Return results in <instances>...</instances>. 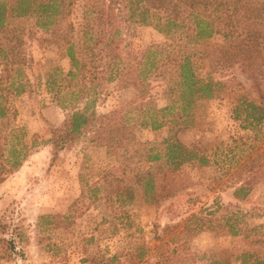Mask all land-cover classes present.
Segmentation results:
<instances>
[{
  "label": "rangeland",
  "instance_id": "obj_1",
  "mask_svg": "<svg viewBox=\"0 0 264 264\" xmlns=\"http://www.w3.org/2000/svg\"><path fill=\"white\" fill-rule=\"evenodd\" d=\"M261 3L251 0L255 7ZM82 19L78 1L63 23L78 28ZM7 25L12 30L0 33V105L7 112L0 118V172L12 152L25 158L18 171L0 175V240L14 247L0 244V264H242L247 253V264H264V180H253L245 198L235 195L251 180L247 160L264 149V123L251 130L234 116L240 102L259 103L261 63L260 69L251 59L244 64L221 34L192 45L197 74L210 77L219 90L215 99L197 101L174 135L208 163L194 161L179 171L155 167L152 194L137 189L134 202L121 205L106 198L103 174L112 168L119 173L120 165L151 166L143 150H162L171 128L143 126V110L147 103L151 112L167 106L171 86L152 76L141 96L100 81L96 122L121 128L130 162L120 156L125 150L115 154L91 136L67 143L55 156L51 131L70 112L62 106L71 101L70 60L33 19L10 18ZM122 28L124 55L139 57L168 43L152 25L133 21ZM3 54L17 63L5 70Z\"/></svg>",
  "mask_w": 264,
  "mask_h": 264
},
{
  "label": "trees",
  "instance_id": "obj_2",
  "mask_svg": "<svg viewBox=\"0 0 264 264\" xmlns=\"http://www.w3.org/2000/svg\"><path fill=\"white\" fill-rule=\"evenodd\" d=\"M78 1L83 7L82 22L78 28L73 23L64 26L65 17ZM10 18L33 19L35 27L50 33L62 44L70 60L67 77L71 79L68 85L71 101L62 105L65 109L70 108V112L63 125L51 131L50 144L55 156L67 143L91 136V142L106 146L115 154L119 149L125 150L120 156L130 162V154L120 137L121 128L109 123L100 126L96 122V91L100 81L116 82L118 88H134L141 96H145L151 86L152 76L171 86L167 106L151 112L147 103V110H143V115L148 117L141 121L143 126L152 130L171 128L169 138L161 145L162 150L155 145L143 150L146 152L142 158L151 166L131 168L129 164L126 167L120 165L119 173L112 168L103 174L106 198L112 200L115 197L121 205L133 203L137 189L145 196L152 194L155 167L179 171L194 161L199 165L208 163L207 157L186 147L174 135L179 130H175L176 126L186 124L184 118L191 116L197 101H211L219 90L210 77L202 78L197 74L192 45L221 34L233 56L245 59L244 64L251 59L259 69L264 66V3L255 7L251 0H0V33L12 30L7 25ZM133 21L152 25L168 43L149 47L139 57L131 53L124 55L119 44L122 27ZM239 36L241 38L237 39ZM4 59L5 70L9 64L17 63L6 56ZM169 70L172 72L170 77ZM6 114V109L0 105V118ZM234 116L245 124V128L257 129L264 123V91L259 93V103L240 102L234 109ZM125 118L129 117L122 119ZM23 160L19 153L12 152L5 161L8 165L2 166V178L18 171ZM244 168L251 180L236 190L235 195L240 199L250 192L253 180H264V149L251 155ZM0 244L6 250L7 246L14 249L11 242L4 239ZM242 257V264H247V259L251 258L248 253ZM211 264L222 263L212 261ZM254 264L262 263L255 261Z\"/></svg>",
  "mask_w": 264,
  "mask_h": 264
}]
</instances>
